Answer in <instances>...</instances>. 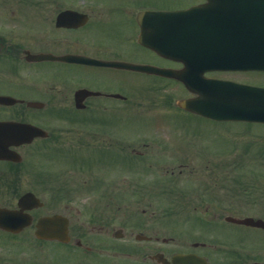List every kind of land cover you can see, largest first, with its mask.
Listing matches in <instances>:
<instances>
[{
  "label": "flooded vegetation",
  "instance_id": "obj_1",
  "mask_svg": "<svg viewBox=\"0 0 264 264\" xmlns=\"http://www.w3.org/2000/svg\"><path fill=\"white\" fill-rule=\"evenodd\" d=\"M204 1L159 6L157 0H0V152L19 155V160L0 158V182L17 183L23 177L32 184H47L53 151L85 150L92 164L89 180L83 181L89 185L87 191L55 192L47 184L42 196L47 208L31 211L33 220L40 215L65 216L68 240L38 239L32 222L16 233L28 234L26 253L30 256L0 259V264H264V185L257 183L251 191L237 185L232 194L213 198V206L219 207H203V214L210 211L206 218L193 212L202 211L198 205L209 204V198L200 195L194 201L167 192L168 186L157 182V159L131 178V154L140 156L139 146L150 141L156 148L161 133L157 130L148 135L151 138L138 139L137 146L129 142L126 128L119 134L110 125L117 120L124 125L129 104L142 103L144 84L129 88L124 83L130 73H145L77 58L144 63L137 55L146 49L139 39L159 37L162 26L157 23V9L185 8ZM166 61L173 65L158 64L183 67L179 61ZM204 75L264 87V71L220 69ZM98 122L110 129L95 126ZM252 124L264 128V123ZM24 125L37 126L44 134L15 136V129ZM257 134L264 142V130ZM261 147L258 151H264ZM119 164L122 177L98 174L100 167L110 170ZM26 190L33 189L27 187L21 193ZM62 198L80 200L78 207L61 208L57 201ZM169 208L173 212L164 214ZM168 215L175 216L174 222L166 220ZM227 216L238 222L228 221ZM189 217L203 225L186 227Z\"/></svg>",
  "mask_w": 264,
  "mask_h": 264
},
{
  "label": "rangeland",
  "instance_id": "obj_2",
  "mask_svg": "<svg viewBox=\"0 0 264 264\" xmlns=\"http://www.w3.org/2000/svg\"><path fill=\"white\" fill-rule=\"evenodd\" d=\"M188 2L189 0H157V5L183 6ZM134 44L136 43L134 42ZM129 52L131 56L134 54L132 50ZM139 52L137 55L141 56L143 60L173 65V63L161 59L148 49ZM155 75L153 73L142 76L134 73L129 74V80L127 78L124 84L128 82L129 88L135 83L144 84L142 89L143 101L139 104H129V115L124 121V125H122V120H117V124L110 125L116 130L114 132L119 134L126 128L129 134V142L131 145L137 146L139 145L138 139L151 138L148 135L157 133V130L161 133L158 137L160 142L157 143L156 148L150 144V141L148 145L144 143L139 146V149L143 150L140 156L131 154L130 162L133 166H130L129 175H132L130 177H134L136 172L142 170L145 164L157 159V182L168 186L167 192L175 191L179 197H193L194 201H197L196 198H200V195H204L206 199L209 198V204H195L201 207L198 209L202 211L193 212L206 218L209 217L210 211H208L209 214H203L202 212L205 211L203 207L216 206H213V198L227 193L232 194V190H236L237 185L241 190L244 188L248 191H251L257 183L259 186H263L264 183L258 182V180L264 179H262L263 177L258 179L256 172L264 176V165L261 164H264V151L257 149L262 144L264 148V142L260 140L261 137L257 134L264 128L261 129L254 124L243 122H214L193 114H185L187 110L179 107L177 102L188 94L186 87L174 77L163 79ZM139 77L143 80H140ZM114 78L117 77L114 75ZM116 108L118 107L115 105V110ZM95 126L109 127V125H103L100 122ZM84 127H91V125L85 124ZM118 137L121 136L118 135ZM256 149L258 152H255ZM254 153L256 154L254 155ZM184 159L189 162L188 166L183 165ZM90 163L91 156L85 150L50 152L51 176L47 183L50 185L48 188L55 192L87 191L89 185L85 186L83 181L84 178L89 180V170L92 166ZM121 169V164L119 167L110 170L100 167L98 174L104 178L122 177L123 171ZM54 174L56 176H53ZM145 175H149L147 171ZM10 176L11 178H9L15 181L12 179L11 173ZM12 184L14 183L0 182V204L11 207L15 205L16 198ZM15 184V188L19 190L33 187L41 197L45 195V188L47 187V184H32L30 180L23 177ZM43 201L45 202V199ZM79 201L62 198L57 202L60 203L61 208H65L67 205L72 210L78 207ZM180 201L183 202V200ZM182 207H186V205ZM46 208L44 206L41 209ZM72 212L74 213V211ZM172 212L169 208L165 210L164 214ZM166 220L174 222L175 216L168 215ZM180 222L179 219L177 223L181 224ZM192 223L203 225L195 217H189L186 227H190ZM195 231L194 236L198 235V232ZM27 235L26 231L13 237L0 232V259H27L30 256L29 253H26L28 250Z\"/></svg>",
  "mask_w": 264,
  "mask_h": 264
},
{
  "label": "water",
  "instance_id": "obj_3",
  "mask_svg": "<svg viewBox=\"0 0 264 264\" xmlns=\"http://www.w3.org/2000/svg\"><path fill=\"white\" fill-rule=\"evenodd\" d=\"M218 4V1L216 4H209L206 11V13L210 20V27L212 31H219V27L213 26L216 23H219L218 19H226L230 20L233 16V14H230L227 12L226 8L223 5L215 6ZM244 5V3H243ZM209 8V10H208ZM196 9L201 10L203 7H198L193 10H191L188 13H194L197 12L195 11ZM182 12V11H180ZM180 12H172L171 14L175 15L176 13ZM240 12V15L238 14ZM236 13V12H235ZM237 17L239 16L241 18L242 22V28L241 32L242 33H247V31L251 30H260L264 31V27H260V24L253 25V24H248L244 22L245 18V12L244 9L240 8L238 12L236 13ZM232 15V16H231ZM257 21H259L263 26H264V19L260 20L259 18H255ZM228 37V36H226ZM241 37V38H240ZM245 35H240L236 39V46L243 48H247L249 46V41L247 39H243ZM233 37L229 38H211L210 42L215 43V44H220L225 42V44H232ZM259 47H264V38H261L259 40ZM157 51L162 53L163 55H170L171 53L174 52H179L178 48H176L173 45L167 44L165 40H160L157 41ZM244 56V55H243ZM132 68H137L141 70H146V71H153V72H159L163 75H173L178 77L179 79H182L183 82L190 87L193 90H196L198 88V84L201 85V87L197 90L198 96L195 98L187 99L182 102H180V105L183 106L186 109L195 111V112H202L205 114H217L218 117L224 118L223 115L226 113H233V114H238V113H247L249 115L252 114L253 111H257L256 113L260 115L262 118L259 120H264V101H262L264 98L263 96L257 97V102L250 104L249 101L246 99L244 96H242L241 100V107H233V103L228 101L229 99H222L219 98L218 95H212L210 90H217L219 87L218 83L214 82H209V84L204 82V85L199 83V81L196 83L197 86L192 87L190 84V79L186 78L184 75H186V69L184 68L183 70H174V69H167V68H156L152 66H147V65H129ZM226 101V102H225ZM225 102V103H224ZM236 116V115H235ZM234 117V116H233ZM241 118V117H237ZM246 119L253 120V118L246 117ZM38 200L31 194V193H25L19 198L18 204L21 207V210L23 208H28L31 206L32 203L37 202ZM62 218L59 215H54L50 217H43L38 220L37 222V230L36 234L40 237H60L61 238V223ZM29 222V216L26 215L25 213L23 214L20 210H14V209H8L4 207H0V227L5 228L7 230H18L22 225L26 224Z\"/></svg>",
  "mask_w": 264,
  "mask_h": 264
}]
</instances>
